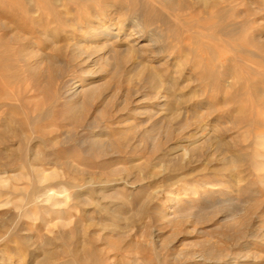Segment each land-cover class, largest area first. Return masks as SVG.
<instances>
[{
  "label": "rangeland",
  "instance_id": "374dc122",
  "mask_svg": "<svg viewBox=\"0 0 264 264\" xmlns=\"http://www.w3.org/2000/svg\"><path fill=\"white\" fill-rule=\"evenodd\" d=\"M208 1L204 6L200 0H99L81 14L70 10L56 32L36 35L46 45L40 52L59 57L66 71L62 81L75 89L71 101L64 97L53 105L58 128L70 134L57 139L64 142L54 149L60 164L0 165L8 192H0V249L9 245L7 251L16 259L27 247L26 235L33 233L35 245L41 246L38 256L49 252L59 264L76 251L87 264L91 251L111 259L118 251L109 264H190L184 263L185 254L207 248L236 264H264V141L259 139L264 107L258 92L264 83L253 71L264 56V0ZM17 3L0 0V19L14 30H4L5 40L16 31V14L5 6ZM174 12L183 17L176 20ZM131 14L145 33L134 41L136 53L124 44L115 46L111 38L81 41L94 23H114L116 31ZM129 36L133 33L125 27L120 39ZM152 37H158L157 46H149ZM42 68L39 81L53 97L60 83L50 86ZM149 72L158 74L159 87L151 85ZM74 116L80 118L79 126L70 125ZM238 153L241 161L232 172L236 178L224 166ZM42 176L47 179L39 183ZM59 182L90 186L89 202H77L73 195L87 189L65 185L52 188L62 202L57 208L49 209L45 202L26 205L22 198L36 187ZM223 192H229L232 202L225 211L216 206L199 212L201 203ZM240 200H246L244 209L236 212ZM108 209L114 216L107 215ZM26 211L31 218L24 217ZM13 226L22 231L4 237ZM154 234L155 240L149 238ZM235 234L242 237L239 244ZM197 260L193 264L213 261Z\"/></svg>",
  "mask_w": 264,
  "mask_h": 264
},
{
  "label": "bare ground",
  "instance_id": "6f19581e",
  "mask_svg": "<svg viewBox=\"0 0 264 264\" xmlns=\"http://www.w3.org/2000/svg\"><path fill=\"white\" fill-rule=\"evenodd\" d=\"M15 1L18 2L15 7L13 5L5 6V10L6 11H9L10 13L13 12V13L16 14V18L13 21V23L16 24V31L12 32L13 38H8L7 40H5V37L8 34H5V33L3 34L4 30H6V31H7V29L11 30V28L7 27V25L5 23H3V20L0 19V33H1L0 34V165L6 166L7 164H10V163H19V164H23V165H32L33 162L41 163V164H47V165H50V164H54V165L56 164L57 165V164L61 163V160H60L61 157H59L58 155H56L54 153L55 152L54 149H55V147L58 144H61V145L64 144V142H58L57 139L61 135H64V137H65L64 139H66V137H68V135L70 133L69 132H66V133L63 132L62 133L61 130L58 128L61 125V123L59 122V119L55 118V111H54L53 105L60 98H64V97L65 98L66 97L69 98L70 101H71V99L73 98V94L75 92V89H74V92H72V87L71 88L70 87L66 88L65 82L62 81V79L64 78V76L66 74V71H65L64 65H63L64 63L59 59L58 56H56V55L50 56L49 55L50 52H49V54H47L48 51L45 54L44 53L42 54L40 52V50L41 51L45 50L46 49V45L43 43V40L40 39V37H37L36 35L38 34L40 36H42V35L43 36L44 35L47 36L49 33L56 32V29L59 26L64 24V19L67 17V15L69 14L70 10L73 9L76 13H80L81 14L82 12H85L87 10V6L88 5L98 4L99 0H5V2H9V3L10 2H15ZM162 1L165 2V0H162ZM218 1H221V0H218ZM200 2L204 6H206L209 1L208 0H200ZM211 4H212V2H211ZM168 5H169V3H168ZM123 7H126V6L124 5ZM106 9L107 8H105V10ZM102 11H104V10H102ZM90 12H92V10L89 11V13ZM108 12H110V11H108ZM4 13L5 12H3V15H4ZM70 14H72V12ZM173 14L176 17V20H179V19H181L183 17V15L181 16V13L174 12ZM10 15H8V16H10ZM91 15H92V13H91ZM92 16H95V15H92ZM12 17H14V15H12ZM135 17H134V14H131V15L127 16L126 18L122 19L121 27H119L116 31H112V28L114 27V25H113L114 23L111 24L109 22L108 25H102L101 21L96 22V23H94L95 25H93V27L90 26L92 31H90L87 35H84L85 33L83 34L84 37H83V39L81 41H86V40H88L91 37H94V38H97V39L111 38V39L115 40V41H113V43H115L114 44L115 46H117V45L119 46L120 44H122V45L124 44V46H127L128 49L130 50L129 52L132 53V52H134L136 50L134 48L136 42H134V41H136L137 39L142 38L144 36V34H145L143 32V30L141 29V27H140V23L138 22V20ZM70 20H71V18H70ZM184 20L186 21L188 19H184ZM188 21L191 23V22H196L197 20L196 19H189ZM75 22H76V20H75ZM9 24H11V23H9ZM74 24L75 23H73V25ZM77 24H79V23H77ZM52 25H53V27L50 28V26H52ZM12 26H14V25L12 24ZM125 27L130 29V31L133 33L132 37L129 36V37H131V39H129V38L128 39L127 38L124 39L125 37L123 39H120V36H121V34H123V30H124ZM12 30H13V28H12ZM150 31H151V29H150ZM150 31H148V32H150ZM53 34H55V36H57L56 33H53ZM74 37H75V34H74ZM218 37H220V36H218ZM157 38L158 37H152V39H150L149 46H151V47L153 46L154 47L156 45ZM130 40L133 41L132 44L129 43ZM169 40H170V38H169ZM128 49H126V50H128ZM161 50H163V49H161ZM124 51H122V53H121V51L118 52V53H121V54L125 55L123 53ZM125 52L127 53V51H125ZM136 52L137 51H135V53ZM157 53H158V51H157ZM156 54H153V55H156ZM127 55H128V53H127ZM130 55H132V54H130ZM257 62H258L257 65L259 66V68L256 69V70H253L254 69L253 68L252 70L254 71V73H256V75L260 76V78H261L260 79V83L261 82L264 83V80H262V79H264V56H260L258 58ZM42 67H44V69L46 68L45 71L48 72V79H47L46 82L50 86L54 85L57 81H59V83H60L57 86L56 93H55V95L53 97L50 96L48 91L45 90V86H43L40 83V81H39V74H41L39 71H40V69ZM146 70H148V69H146ZM140 73H143V71H140L137 74H140ZM204 75H205V72H204ZM147 76L149 77V81H150V83H151V85L153 87H159L160 86V80H159V77H158L157 73L149 72V75H147ZM40 78H41V76H40ZM42 83H43V81H42ZM258 92L260 93V95L258 93V95H259V104H260V106L264 107V91H258ZM44 97H45V99H48V100L46 101L44 99ZM71 108H70V110H71ZM78 118L76 116L73 117L72 122L70 124L72 127H76V126L80 125V122L78 121ZM259 139L261 140L260 142H263L264 141V135H261ZM91 140H92L91 143L94 144L95 143V139H91ZM11 147H14V150H12ZM43 148L48 150V152H46V153L39 152V150H42ZM233 154H232V157L229 158L225 162V166L224 167L229 168L228 171L231 173L230 174L231 177L234 176V177L237 178L238 174H234V173L232 174V172L237 169L236 167H237V164H239L240 161H241V156L239 155V153L235 154V155H233ZM243 161H244V159H243ZM70 169H72V168L70 167ZM72 170H74V169H72ZM89 177H92V176H89ZM228 178H229V176H228ZM46 179H47V177H45V176L40 177L39 178V183L45 181ZM91 181H92V179H91ZM110 182H112V181H110ZM227 182H229V181H227ZM232 182L235 183L234 180H232ZM64 185L66 187H70V188H74V189H82V188L87 189V190H85V193H83V192L79 193L80 191L76 190L73 195H74V198H75V200L77 202H82L83 204H85V202L86 203L89 202V200L91 198L90 197V193H92V192H90V188H91L90 186H78V185H75V184L72 185V184H70L68 182H59L56 185H50L48 187H45V188H43V190H38V187H36L35 189H33V191L31 193L23 194L22 198L27 200L26 205L27 204L30 205V204H34V203H38V202H45V203L48 204V208L49 209L57 208V207H59L62 204V202L59 201V200H56L55 196L57 194H59V193L56 190L53 191L52 188H55L54 186H60L59 188H57V187L56 188L57 189H62L63 187H61V186H64ZM6 186L7 185H6L5 181L2 178H0V192L8 193L7 190H6ZM228 191H230V190H228ZM234 191H236L235 194L240 195L239 189H234ZM246 192H248V190ZM228 193L223 192V193L219 194L217 196V198H215L213 200L204 201L199 206V208H200L199 212H202V211L206 210L207 208H210V209L214 208L216 206L218 208H221L222 210L225 211V206L232 203L231 201H230L231 203H229V200H230L229 196L230 195ZM82 197L85 198V199H82ZM84 200H85V202H84ZM245 201L240 200L238 203H236V205L234 206V211H236V212L240 211L243 208V203H245ZM246 204H247V202H246ZM102 208L104 209L105 207H102ZM107 208H105V209H107ZM108 210L109 211L107 212V215L114 216V213L110 209H108ZM125 213H126V211H125ZM58 214H59V211H58ZM141 214H142V212H141ZM23 215L27 219L31 218L30 215L27 213V211L24 212ZM120 215H122V213ZM262 215L263 214H261V217H262ZM57 217H58V215H57ZM57 217H56V219H57ZM122 219H123V217H122ZM22 226H23V224H22ZM21 231H22V229H19L18 227H14V226H13V228L10 227V228L6 229V231L4 232V237L12 235V234L13 235H17ZM23 231H27V230L25 229ZM151 232H153V231L151 230ZM151 232H150V234H151ZM153 233H155V231ZM230 233H232V231ZM34 234H36V233H34ZM155 235H157V234L150 235L149 238L154 239ZM235 236L236 237H234V242L235 243L238 242L237 244H239V240H241L242 237L239 236V235H236V234H235ZM254 237H256V235ZM0 239H1V237H0ZM262 240L264 241V239H262ZM250 241L252 242L253 240H250ZM244 242H246V240ZM46 243L47 242H45V244ZM17 244L15 243L13 248H16ZM23 244H25L27 247H26L25 251L22 250V252H18L15 255L16 259L14 258V254H12L11 252L7 251V248H8L7 246H9V245H7L4 248L0 249V264H16V263H18V264H59V262L56 259H54L52 254L49 253V252L45 253L42 258H40L38 256L37 251H38L39 248H41V246L39 247V246L35 245L33 233L32 234L30 233V234L26 235ZM216 244H217V242H216ZM261 245L263 246L264 243H261ZM18 246H20V245H18ZM20 247H22V246H20ZM80 247H82V246H80ZM113 249H115V246H113ZM203 249H205V248L203 247ZM200 251H201V249H200ZM215 252H217V250H213L212 248H207L205 250H202L201 253H196V254H199L198 256H196V254L193 253V252L192 253L188 252L187 254L184 255V263H186V262L190 263L191 262L190 264H193V262L195 263V261L199 258L197 261H202V262H207V263H209L211 260H213L212 264H236V262L233 259H230V258L228 259V257L226 258V257H224L222 255H217ZM116 253L119 254L118 251L115 252V255H117ZM103 254H105V253H103ZM74 255H75V257H73V258H71V259H69L67 261L62 262V264H87L85 262L86 259H83L82 256H79V253H77V251H76V254H74ZM115 255H114V257H112V259H111V257H107V256H104L103 258H100V257H97V255H96V253L94 251L93 252L91 251V252H89V254L85 258H87L88 261L91 264H109L110 260H114V258L116 257ZM226 256H228V254ZM174 258H175V256H174ZM211 258H214V259H211ZM63 259H66V258H63ZM118 259H120V258H118ZM117 261L115 260V261L111 262L110 264H117V263H115ZM120 263L122 264L123 262L120 261ZM127 264H129V263H127Z\"/></svg>",
  "mask_w": 264,
  "mask_h": 264
}]
</instances>
